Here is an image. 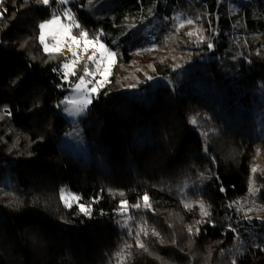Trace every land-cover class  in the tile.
Instances as JSON below:
<instances>
[{
    "label": "trees",
    "instance_id": "1",
    "mask_svg": "<svg viewBox=\"0 0 264 264\" xmlns=\"http://www.w3.org/2000/svg\"><path fill=\"white\" fill-rule=\"evenodd\" d=\"M65 11L118 52L77 123L61 103L86 63L65 80L70 56L39 42ZM179 11L193 24L177 27ZM0 13V264H264V241L233 252L241 226L264 224L235 207L255 185L264 219V0H3ZM74 126L85 160L62 142Z\"/></svg>",
    "mask_w": 264,
    "mask_h": 264
},
{
    "label": "snow or ice",
    "instance_id": "2",
    "mask_svg": "<svg viewBox=\"0 0 264 264\" xmlns=\"http://www.w3.org/2000/svg\"><path fill=\"white\" fill-rule=\"evenodd\" d=\"M3 0H0V3H2ZM38 4L42 5H49L50 0H36ZM59 3L61 5L67 4L68 0H59ZM88 3L91 4L92 0H88ZM5 12L7 9L4 10ZM0 15H3V13H0ZM64 17H67L69 20V23L64 24L62 23V17L61 15H57L55 13L52 14L51 18L48 20H45L41 23H39V42L43 45V50L46 53H56V54H62L63 49L65 46H67L71 52V56L73 57L71 61L65 60L63 63V69L64 72L62 73V77L65 80H68L69 77L76 75V68L78 65V62L80 61L79 52L81 49L84 53H87L89 50H91L92 55L88 56L87 59L92 64H95L96 67V73L99 74L100 79L98 82H95V86L88 87V85H92L94 83L93 79L85 80V76L87 77H94L95 73L88 68H84V74L79 76V82L75 84V89L79 92L85 93L82 98L79 101L72 100V99H66L62 103L69 105V104H78L80 105L79 111L76 114L82 113L85 111V109L93 103V100L96 99L100 93L101 88L106 84V82L109 81L110 75L112 73L113 66L116 64L118 60V52L112 50L109 48L104 42L101 41L99 36L95 35V33L92 34V38H90V33L79 24L76 23L73 20L72 13L70 11H65L63 13ZM187 24H192L193 20H187ZM181 26H183V22L181 23ZM80 29L78 35L73 34V28ZM52 35V38L55 40V43L53 45H49L48 43V36ZM188 36L194 35L193 32L187 33ZM112 43H115V41H112ZM207 46L209 48L212 47L211 43H207ZM53 71H57L58 69H52ZM153 77H148V80H152ZM63 86V85H61ZM130 87L135 88L136 85H131ZM107 94V93H105ZM66 111H69V109L65 108ZM192 123L195 124L196 120L193 119ZM254 171V170H253ZM121 196L124 195V193H120ZM62 199L64 200V203L67 207L71 208L72 203L69 202V199L67 197H64L62 195ZM73 200H78V197L73 196ZM142 200L144 202V206H149V197L147 194H145L142 197ZM126 200H122L120 202V214L123 215V209L125 205H127ZM133 208L139 210L142 205L137 203L132 205ZM79 211L84 213L85 215H90V209L85 204H79L78 205ZM208 214L205 213V216ZM207 222V221H205ZM200 223V221H198ZM213 226H215L213 224ZM199 229H197L198 231ZM189 232L192 231L191 228L188 229ZM234 231V229H233ZM147 235V233H145ZM158 235V234H157ZM141 248H144V244L141 243L139 245ZM233 264H235V261H233Z\"/></svg>",
    "mask_w": 264,
    "mask_h": 264
},
{
    "label": "rangeland",
    "instance_id": "3",
    "mask_svg": "<svg viewBox=\"0 0 264 264\" xmlns=\"http://www.w3.org/2000/svg\"><path fill=\"white\" fill-rule=\"evenodd\" d=\"M73 0H68V3ZM239 9V5L232 3L231 5V10L233 13H235ZM192 14V13H191ZM62 17V23L67 24L69 23V20L67 17L61 16ZM74 20V18H73ZM187 20H193L194 18L186 11H179L177 14V19H176V26L179 28H184L190 24H187ZM75 21V20H74ZM76 22V21H75ZM183 22V26H181V23ZM193 24V23H192ZM75 28V27H74ZM73 28V34L78 35L79 33H76V31ZM48 43L49 45H53L55 43V40L52 38V35L48 36ZM62 54L69 55L70 58L72 59L73 57L71 56V52L67 46L64 47ZM92 55L91 50H89L87 53H84L83 50L79 52L80 56V61L78 62V66H80V62L82 60L85 61V67L90 68L93 73H95L94 77H87L85 76V80L93 79L94 83L92 85H88V87L95 86V82H98L100 79L99 74L96 73V67L95 64H92L90 61H88L87 57ZM117 63V62H116ZM116 65V64H115ZM113 66V69L115 67ZM64 72L63 66L61 68ZM77 69V68H76ZM113 69L112 73L110 75L109 81L106 82V84L103 86H110L111 82V77L113 75ZM102 87V88H103ZM86 94L79 92L75 89V85L71 89V91L66 95L63 101L66 99H72L79 101L82 96ZM62 101V102H63ZM80 105L78 104H69L66 105L64 103H61V112L63 116L71 123H77L79 122L86 113L87 108L85 111L82 113L76 114L79 111ZM65 108L69 109V111H66ZM62 142L69 148V150L76 155L80 159H87L89 156L88 152V145L86 138L83 133V126H74L71 130H69L62 138ZM63 196L67 197L69 199L70 203H76L77 200H73L72 197L75 196L73 193L63 191ZM76 197V196H75ZM234 203V202H233ZM235 207L237 209V214L240 217H245L247 220H251L254 224H263L264 219L262 218L260 211L262 208V204L260 201L259 197V191L257 190L255 185H251L249 192L244 196L241 197L237 202L235 203ZM250 221V222H251ZM252 224V223H251ZM249 223H246L244 226H241V232L238 231L235 235V240L233 241V252H241L243 249L247 246V243L250 242H259V241H264V224L263 227L258 229L259 227L255 225L248 226Z\"/></svg>",
    "mask_w": 264,
    "mask_h": 264
}]
</instances>
